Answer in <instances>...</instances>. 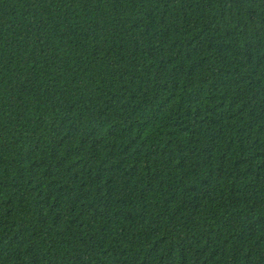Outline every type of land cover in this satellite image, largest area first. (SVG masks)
Masks as SVG:
<instances>
[{
  "label": "trees",
  "instance_id": "1",
  "mask_svg": "<svg viewBox=\"0 0 264 264\" xmlns=\"http://www.w3.org/2000/svg\"><path fill=\"white\" fill-rule=\"evenodd\" d=\"M0 264H264V0H0Z\"/></svg>",
  "mask_w": 264,
  "mask_h": 264
}]
</instances>
